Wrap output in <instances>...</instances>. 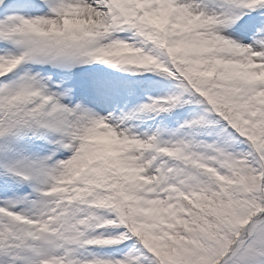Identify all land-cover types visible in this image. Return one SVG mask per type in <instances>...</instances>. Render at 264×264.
I'll return each mask as SVG.
<instances>
[{
	"label": "snow or ice",
	"instance_id": "1",
	"mask_svg": "<svg viewBox=\"0 0 264 264\" xmlns=\"http://www.w3.org/2000/svg\"><path fill=\"white\" fill-rule=\"evenodd\" d=\"M0 264H264V0H0Z\"/></svg>",
	"mask_w": 264,
	"mask_h": 264
}]
</instances>
